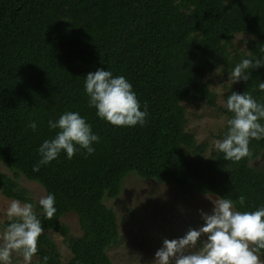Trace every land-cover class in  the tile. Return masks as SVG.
<instances>
[{
  "label": "trees",
  "instance_id": "1",
  "mask_svg": "<svg viewBox=\"0 0 264 264\" xmlns=\"http://www.w3.org/2000/svg\"><path fill=\"white\" fill-rule=\"evenodd\" d=\"M239 33L250 36L244 51L232 49ZM261 48L264 0H0V163L11 171H0V193L33 204L44 228L37 263L114 264L106 249L118 242L119 229L104 199L119 194L129 173L174 183L183 195L230 198L239 211L264 206V170L251 165L264 139L250 140L251 155L239 162L224 160L217 150L205 157V145L185 129L181 105H215L208 76L264 55ZM97 68L129 80L141 108L147 104L143 126L117 127L95 115L84 75ZM261 81L264 66L250 69L249 79L229 88L224 101L232 91L264 100ZM64 111H78L92 125L100 137L96 151L85 156L80 149L70 160L61 152L33 171L39 144L55 134L47 121ZM29 121H36V132ZM20 176L55 195L51 220ZM68 213L77 215L79 235L62 221ZM48 231L63 237L71 252L67 261Z\"/></svg>",
  "mask_w": 264,
  "mask_h": 264
},
{
  "label": "clouds",
  "instance_id": "2",
  "mask_svg": "<svg viewBox=\"0 0 264 264\" xmlns=\"http://www.w3.org/2000/svg\"><path fill=\"white\" fill-rule=\"evenodd\" d=\"M260 51L264 53V48ZM261 66L264 55L242 58L230 73L232 82L248 80L250 69ZM84 76L88 106L95 109L98 118L117 127L146 123L147 104L141 108L132 84L124 75L97 68ZM258 89L264 93V81L258 84ZM223 107L232 115L226 120L223 138L214 142V148L223 153L224 160L239 162L251 155L250 140L264 139V100H257L246 91H232ZM27 127L36 132V121H29ZM47 127L55 130V134L39 144L40 159L33 171L57 159L61 152L69 160L80 149L85 156L91 155L100 141L92 125L78 111H64L57 119H49ZM239 199L243 204L245 198ZM38 204L44 218L51 220L57 211L55 195L47 193ZM4 214L8 223L0 231V264H13L14 253L22 257V264H33L38 238L44 232L33 204L13 199ZM202 219L198 229H189L179 238H165L154 253L155 264H264V206L239 211L232 199L222 198L210 213L202 214ZM202 234L205 239L201 241ZM43 260L47 261V257Z\"/></svg>",
  "mask_w": 264,
  "mask_h": 264
},
{
  "label": "rangeland",
  "instance_id": "3",
  "mask_svg": "<svg viewBox=\"0 0 264 264\" xmlns=\"http://www.w3.org/2000/svg\"><path fill=\"white\" fill-rule=\"evenodd\" d=\"M248 38L250 36L246 33L236 34L232 49L246 50ZM230 73L218 68L208 76L210 88L215 94V105L204 101L181 103L187 117L185 129L193 134L197 144L205 145V157L216 150L214 142L222 139L226 132L223 95L239 81L232 82ZM251 165L264 170V151ZM0 171L11 174L3 163H0ZM19 183L28 189L34 203L45 195L36 182L20 176ZM219 199L213 194L192 192L183 195L174 183H160L134 172L129 173L123 180L119 194L104 199V204L115 213L119 229L118 242L106 249L107 255L114 264H155L154 253L162 246L163 240L179 238L189 229H198L203 224L202 214L210 213ZM11 200L0 193V231L3 230L2 222L7 219L4 213ZM62 221L70 227L72 234H80L75 213L64 215ZM48 234L57 245L61 259L67 261L71 252L63 237L53 231H48ZM203 239L204 234L200 237L201 241ZM13 264H22L19 254H13ZM33 264H38L36 257Z\"/></svg>",
  "mask_w": 264,
  "mask_h": 264
}]
</instances>
